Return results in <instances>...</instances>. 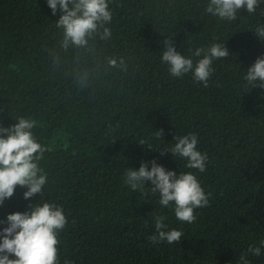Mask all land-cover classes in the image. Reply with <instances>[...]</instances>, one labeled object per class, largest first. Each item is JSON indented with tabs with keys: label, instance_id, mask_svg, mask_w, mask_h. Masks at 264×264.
<instances>
[{
	"label": "trees",
	"instance_id": "obj_1",
	"mask_svg": "<svg viewBox=\"0 0 264 264\" xmlns=\"http://www.w3.org/2000/svg\"><path fill=\"white\" fill-rule=\"evenodd\" d=\"M207 3L109 0L112 35L97 38L96 56L124 57L127 70L107 69L91 56L75 61L69 50L54 71L48 53L62 39L59 10L53 16L47 0H0V126L31 119L35 140L47 149L39 161L47 174L41 198L25 199L17 186L0 205V220L30 203L62 206L58 264H239L249 245L264 240V88L244 79L264 55V39L254 33L264 25V0L235 21L206 13ZM165 37L194 62L195 49L212 43H226L230 55L213 62L204 87L191 73H169L161 59ZM80 71L88 73L82 89ZM189 133L207 154L204 172L166 151L174 136ZM153 160L177 174L193 172L209 194L193 223L162 207L151 182L136 192L125 184L128 168H151ZM155 215L167 217L166 230L183 232L180 243L148 239ZM248 260L264 264V246Z\"/></svg>",
	"mask_w": 264,
	"mask_h": 264
},
{
	"label": "clouds",
	"instance_id": "obj_2",
	"mask_svg": "<svg viewBox=\"0 0 264 264\" xmlns=\"http://www.w3.org/2000/svg\"><path fill=\"white\" fill-rule=\"evenodd\" d=\"M52 15L59 17L56 28L62 29V39L58 47L49 50L52 57L53 70L62 57L72 50V59L87 63L88 57L97 62L106 64L107 69L115 68L127 70L124 57L119 59L108 56H96L94 42L99 38L107 41L112 33L106 25L112 21V11L109 9V0H47ZM261 5V0H208L205 12L218 17L221 21H235L237 13L242 9L247 13H255ZM264 15V12H261ZM254 33L264 39V25L258 24ZM164 49L161 59L168 65L169 73L174 77H182L191 73L195 81L208 87L209 79L215 69L213 62L227 58L230 53L226 43H212L209 47L196 48L192 56L187 57L178 52L172 43V38L163 41ZM202 57V58H200ZM244 79L252 88H264V55L258 56L254 63L246 70ZM75 83L84 88L88 83V73H77ZM35 122L31 119L19 118L8 127L0 126V205L14 196L17 186L26 189L23 193L29 199L41 193L47 183V174L39 166L46 147L38 143L32 129ZM162 133V130H158ZM176 143L170 150L172 156L186 158V167L199 172L206 170L207 154L197 149L199 143L197 135L189 133L184 136H174ZM141 145L142 142L138 141ZM125 184L132 192L144 187L145 182H151L150 191L159 194V204L162 207H173L175 217L182 223H193L196 220L194 210L209 205V194L201 187L193 172H179L167 170L164 166L151 161V168L147 162H142L138 169L128 168L125 172ZM164 215H155L156 233L148 239L153 244L167 241L180 243L183 236L181 230H166ZM67 223L63 208L55 203L44 201L29 204L25 212L15 211L7 214L6 224L0 229V264H58L59 244L58 234ZM264 240L257 245H249L246 252L239 256V264H250L248 255L261 256ZM11 257V258H10ZM65 264H70L65 261Z\"/></svg>",
	"mask_w": 264,
	"mask_h": 264
}]
</instances>
